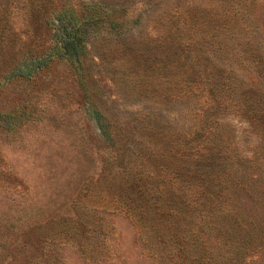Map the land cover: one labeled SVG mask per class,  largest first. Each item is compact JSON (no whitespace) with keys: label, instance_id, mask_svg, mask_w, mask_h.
Instances as JSON below:
<instances>
[{"label":"rangeland","instance_id":"1","mask_svg":"<svg viewBox=\"0 0 264 264\" xmlns=\"http://www.w3.org/2000/svg\"><path fill=\"white\" fill-rule=\"evenodd\" d=\"M99 1L110 13L117 10L110 6L126 4L131 13L124 33L111 30L107 23L90 26L91 73L97 77L104 111L121 125L112 138L102 137L74 73L65 65H55L37 84L18 82L0 93V114L13 110L22 116L12 131L0 120V264H223L224 247L207 232L206 215L191 223L199 231L183 235L177 230L180 235L175 229L183 224L175 218L143 208L140 222L128 208L146 203L145 189L148 194L161 193L164 200L170 194L173 202L187 194V207L195 208L193 194L188 195L182 186L175 189L177 174L208 155L203 141L193 144L195 138L131 136L137 114L140 117L146 111L169 118L178 112L192 123L196 119L194 111L186 110L189 105L175 111L156 110L131 95L135 82H146L148 93L162 90L165 95L188 84L200 87L191 80L198 76L194 65L179 71L182 61L172 59L166 65L169 71L162 73L158 63L151 61L152 55H146L150 41L160 34L156 15L178 0L160 2L157 8L149 0ZM255 1L256 20L264 27V0ZM188 2L198 9V16L210 10L207 0ZM14 20L20 28V9L14 11ZM142 62L152 66L147 69ZM232 118L240 130L250 127ZM236 141L243 155L253 153L258 158L264 153L258 151L260 127L252 138ZM131 176L136 179L134 185L128 180ZM136 188L142 189L143 200ZM249 204L245 214L259 217L264 228V197ZM247 259L250 264H264V252Z\"/></svg>","mask_w":264,"mask_h":264},{"label":"trees","instance_id":"2","mask_svg":"<svg viewBox=\"0 0 264 264\" xmlns=\"http://www.w3.org/2000/svg\"><path fill=\"white\" fill-rule=\"evenodd\" d=\"M167 1L171 0H149V3L157 8L160 2ZM188 1H174L169 9L156 15L160 34L158 39L150 41L146 55H152L151 61L158 63L162 73L172 59L182 61L179 71L194 65L198 76L191 80H196L200 87L194 89L193 84H188L165 95L162 90L148 93L146 82H135L131 95L140 102L150 103L156 110L175 111L176 107L189 105L184 109L194 111L195 124L178 112L169 118L146 111L140 117L137 114L131 136L195 138L193 144L200 141L206 144L208 155L188 165L176 179L175 189L182 186L188 195L193 194L195 208L187 207L190 205L185 199L187 194L173 202L168 197L170 194H165L168 200H164L157 191L148 194V189L144 190L147 191L145 204L143 201L141 206L129 204L128 208L137 221L139 214L142 218L143 208L173 221L175 218L183 224L175 233L183 235L194 229L199 231L191 223L206 215L207 232L224 247L223 264H250L249 255L264 252V228H260L259 217L246 215L244 208L264 197V153L258 154V158L253 153L243 155L236 139L252 138L253 131L260 127L262 143L258 151H264V27L256 20L255 0H207L210 10L203 17L197 15L198 9L190 7ZM126 5H112L117 10L110 13L99 0L73 3L71 0H0V93L18 82L37 84L55 65H65L74 73L87 111L99 122L102 137L112 138L121 122L104 111L105 101L98 93L97 77L91 73L94 60L90 52V26L107 23L120 34L130 20ZM16 9H20V28L14 20ZM154 50H158L157 54H153ZM142 65L148 69L152 63L142 62ZM232 117L248 122L250 127L240 130L231 123L235 121ZM21 119L13 110L0 114L7 131H12L15 122ZM251 144L249 139L248 148ZM256 149L252 147V151ZM134 178H128L131 184L135 183ZM136 189L143 200L142 189Z\"/></svg>","mask_w":264,"mask_h":264}]
</instances>
